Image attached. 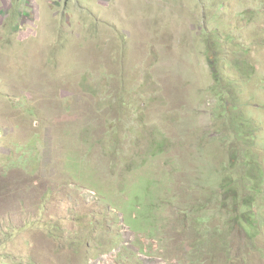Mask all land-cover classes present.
Returning a JSON list of instances; mask_svg holds the SVG:
<instances>
[{"label":"rangeland","instance_id":"obj_1","mask_svg":"<svg viewBox=\"0 0 264 264\" xmlns=\"http://www.w3.org/2000/svg\"><path fill=\"white\" fill-rule=\"evenodd\" d=\"M0 264H264V0H0Z\"/></svg>","mask_w":264,"mask_h":264},{"label":"trees","instance_id":"obj_2","mask_svg":"<svg viewBox=\"0 0 264 264\" xmlns=\"http://www.w3.org/2000/svg\"><path fill=\"white\" fill-rule=\"evenodd\" d=\"M234 185H235L234 182L227 183L226 188H229V189H226V194L229 196L228 199H233V200H235V198H236V197L233 198V197L230 196V193H231L230 189H231ZM227 201H228V200H227ZM236 208H237V207H236ZM209 243H210V242H209ZM200 247L203 249V245H201ZM203 252H204V249H203Z\"/></svg>","mask_w":264,"mask_h":264}]
</instances>
